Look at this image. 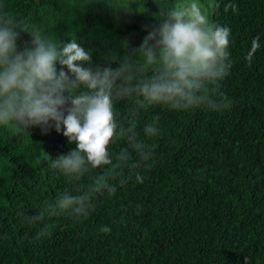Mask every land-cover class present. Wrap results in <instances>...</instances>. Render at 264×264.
<instances>
[{"label": "trees", "instance_id": "1", "mask_svg": "<svg viewBox=\"0 0 264 264\" xmlns=\"http://www.w3.org/2000/svg\"><path fill=\"white\" fill-rule=\"evenodd\" d=\"M178 1L0 0V15L61 43L74 39L90 53L84 67L116 69ZM210 24L230 30V67L214 86L230 106L141 110L140 139L158 118L151 158L129 149L111 181L116 191L96 196L87 217L25 218L65 191L85 190L107 166L69 182L51 167L75 147L63 127H0V264H264V0H214ZM31 40L21 32L18 49ZM114 107L117 122L126 121L129 102ZM124 147V139L108 146L110 154ZM45 223L48 234L37 239Z\"/></svg>", "mask_w": 264, "mask_h": 264}, {"label": "clouds", "instance_id": "2", "mask_svg": "<svg viewBox=\"0 0 264 264\" xmlns=\"http://www.w3.org/2000/svg\"><path fill=\"white\" fill-rule=\"evenodd\" d=\"M160 16L158 25L118 68L93 70L83 66L90 64L91 56L74 39L61 43L39 30L29 31L13 15H0V127L24 131L39 126L46 132L49 121L55 122L57 132L63 127V135L75 147L54 159L51 167L69 182H79L91 170L107 166L85 190L77 188L75 195L65 191L37 215L25 217L30 224L66 213L87 217L96 196L116 191L111 181L131 159L129 149L140 161L151 158L148 141L160 132L158 118L144 126V139H140L136 127L141 110L157 105L170 110L230 106L214 87L230 67V30L211 25L195 2L187 10L172 8ZM21 32L30 33L32 40L31 47L19 50ZM116 100L130 104L127 120L120 123ZM114 139H124L127 147L110 154L108 146ZM135 179L143 182L139 174ZM48 228L45 223L37 239L47 235Z\"/></svg>", "mask_w": 264, "mask_h": 264}, {"label": "rangeland", "instance_id": "3", "mask_svg": "<svg viewBox=\"0 0 264 264\" xmlns=\"http://www.w3.org/2000/svg\"><path fill=\"white\" fill-rule=\"evenodd\" d=\"M193 2L198 3L201 11L206 15L208 22L210 23L214 0H179L176 9L187 10Z\"/></svg>", "mask_w": 264, "mask_h": 264}]
</instances>
